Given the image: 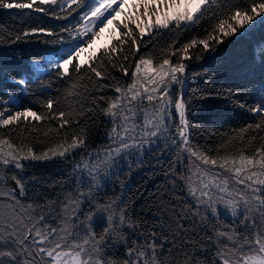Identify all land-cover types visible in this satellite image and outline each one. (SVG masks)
Segmentation results:
<instances>
[{
    "label": "snow or ice",
    "instance_id": "obj_1",
    "mask_svg": "<svg viewBox=\"0 0 264 264\" xmlns=\"http://www.w3.org/2000/svg\"><path fill=\"white\" fill-rule=\"evenodd\" d=\"M125 3L0 0V9H26L56 20L77 14L78 19L73 16L77 25L71 27H30L7 37L10 43L53 37L44 42L58 43L63 51L62 33H67L70 50L47 63L33 61L32 68L41 81L53 71L64 81L71 79L72 66L77 82L65 90L69 96L84 77L82 65L73 61L86 50L82 45L91 48L92 38L98 35L92 29L102 31L112 22L121 33L110 49L119 55H107V63L102 57L99 64L89 65L86 71L95 79L88 77L91 88L85 86L76 106L54 110L60 101L49 98L43 103L45 111L38 113L17 110L14 97L0 98V128L7 130L0 133V264H264V98L252 106L233 101L256 122L222 136L214 146H205L191 140L194 125L189 111L193 100L211 98L213 93L192 89L191 97L185 95L192 75L186 63L192 59L189 50L202 45L195 55L199 60L200 52L212 49L211 41L218 45L238 32L244 36L246 32L240 30L245 25L264 17V0H136L121 23L116 17ZM26 15L31 21V13ZM205 19L211 26L203 29L205 38L193 36L175 50L172 45L167 50L162 46L163 56L158 55L157 37L193 31ZM89 32L91 36L83 40ZM176 42L173 38L172 44ZM149 44H153L150 52L140 51ZM257 54L264 64V43L257 45ZM10 79L24 88L29 83L23 77ZM42 86L51 87V83ZM227 95L231 96V90ZM100 116L106 118L108 144L93 151L87 143L88 129ZM28 118L58 123V128L51 129L58 136L55 146L36 153L26 140L14 142L17 128L22 133L26 128L29 135L40 131L29 125ZM169 153L168 187L158 190L148 207L150 219H133L127 206L116 199L100 201L101 189L119 174L115 170L122 164L131 171L152 157L159 162ZM54 157L71 164L69 181L74 188L61 184L55 198L25 204L21 197L35 177L24 175L31 165L22 161ZM85 202L95 209L82 214ZM104 213L106 226L97 233L93 218ZM118 245L123 259L114 258L112 249Z\"/></svg>",
    "mask_w": 264,
    "mask_h": 264
},
{
    "label": "trees",
    "instance_id": "obj_2",
    "mask_svg": "<svg viewBox=\"0 0 264 264\" xmlns=\"http://www.w3.org/2000/svg\"><path fill=\"white\" fill-rule=\"evenodd\" d=\"M235 2V0H233ZM136 0H132L125 6V10L120 15L119 21L123 23L125 14L132 12V6ZM25 10L20 9H0V98H7L6 92H17L18 87L13 84L11 76L20 78V71L27 70L26 62L33 61L38 58L44 49L49 45L45 40H53V37H43L41 39L29 38L24 39L19 43H10L7 39L8 34L15 35L22 32L25 28L42 26L45 28H55L56 25H48L46 22L39 21L34 16L31 22H25L24 16L20 12ZM264 17H257L252 24L245 25L240 31L246 32L244 36H240L239 32L233 36L225 37L224 42L215 44L211 41L212 49L209 51L200 52V59H195L196 53L203 48L202 45H197L196 48L190 49L192 59L186 61L190 65L192 73L189 79V87L185 95L192 96V89L207 90L213 93L211 98H197L191 102L190 119L194 127L191 129V140L193 143H198L205 146H214L218 144L221 137L239 130L248 123H255L256 120L246 108H240L233 101L243 103L246 106L257 104L264 98V64L257 54V45L264 43V23H258ZM204 28L211 29L207 20H202L201 25H198L193 31H185L182 33H173L172 36L164 35L157 37L154 41L159 56L163 53L159 49L164 46L167 50V45H172V49H179L183 43L189 42L190 38L195 36L197 39L205 38ZM120 29L114 23L110 22L103 30L98 31V35L93 37L94 42L91 48L86 44L85 51L80 54L73 64L79 63L82 65L84 72L83 79L79 80L77 87L73 89L72 95H66L65 90L72 83L77 82V74L72 71V66H69L71 79L61 81L55 72L51 76L43 78V80L32 81L30 78L27 87L25 88V97L19 101L17 110L31 109L38 113L45 111L43 103L49 99H58L60 105H54V110L57 108L69 109L70 106H76V101L79 94L85 92V86L91 88V81L88 79L94 75L87 72L89 65L99 64L100 59L105 58L107 63V55L117 56V53H110L113 45L118 43L120 37ZM173 38L177 41L172 44ZM145 40L149 39L145 36ZM127 47V45H125ZM153 44H149L147 48H141V52H150ZM139 55V54H137ZM82 57V60L80 58ZM91 57V59H90ZM175 61L176 57H172ZM156 60L154 59V63ZM116 76H121L119 71L112 70ZM128 78L124 77L127 82ZM51 83V87H46L49 91L42 90L43 85ZM231 90V96L227 95ZM217 92L224 95H215ZM19 91L17 92V94ZM115 95L114 92L109 93ZM29 125H36L40 131L38 133H29L26 128L23 133L19 128L13 132V140L19 144L21 140H26L30 143L34 152H42L48 146H55L58 136L51 131L52 128H58L59 125L55 120L52 121H33L28 118ZM16 128V126H10ZM7 130L0 128V133H6ZM89 139L87 141L91 150L96 151L102 149L108 144V126L106 118L99 117V121L95 126L88 129ZM44 132H48V136H44ZM214 154V153H213ZM75 159L79 161L80 157ZM172 159V155H163L159 162L152 161L139 169L127 170L123 166L117 169L118 175H112L107 181L106 187L101 189L100 201L116 199L118 203L127 206L128 211L132 214L133 219L138 216H143L150 219L148 207L158 194V190L168 187L165 171L168 169V161ZM31 165L25 170L24 175L35 177L31 183L25 197H21L25 204L29 202L44 203L49 198H55L56 193L61 192V184H64L65 189L74 188V184L69 181V173L71 172V164L61 161L60 159L48 161L45 163H26ZM149 165V166H148ZM148 168L146 169V167ZM138 170V171H134ZM126 171V172H125ZM124 172V174L122 173ZM13 187L14 182L9 181ZM130 191L125 198V189L130 186ZM105 193H102V190ZM86 191V189H85ZM184 195V193H180ZM82 214H87L90 210L95 209L94 204L85 202L82 206ZM106 213L94 216V227L99 233L101 225L106 223ZM103 224V225H104ZM127 231V229H125ZM114 258L123 259L124 253L121 245L112 249Z\"/></svg>",
    "mask_w": 264,
    "mask_h": 264
},
{
    "label": "rangeland",
    "instance_id": "obj_3",
    "mask_svg": "<svg viewBox=\"0 0 264 264\" xmlns=\"http://www.w3.org/2000/svg\"><path fill=\"white\" fill-rule=\"evenodd\" d=\"M116 19L118 20V19H120V16H117L116 17ZM59 53H57V54H55V55H53V56H51V55H47L41 62L42 63H47V61H49V60H53V59H57V58H59ZM80 60H82V57L80 58ZM33 76H37V74L33 71ZM16 102H17V100L14 98L13 99V104H16ZM36 153H40V152H36ZM162 157V156H161ZM56 159H59V158H53V159H51V160H46V161H22V163L23 164H26V163H45V162H48V161H52V160H56ZM152 161H156V158L155 157H152V158H150V162H147L146 164H149V163H151ZM150 165V164H149ZM148 165V166H149ZM121 166H123L124 168H126V164H122ZM148 166L146 167V169L148 168ZM134 169H139V168H134ZM117 170V169H116ZM115 170V171H116ZM134 171H138V170H134ZM126 172V171H125ZM123 174H124V172H122ZM130 187H131V185L130 186H128L127 187V189H125L124 191H125V198H127V195H128V193H129V191H130ZM102 193H105V190L103 189L102 190ZM104 224V223H103ZM101 225V227H100V230H99V233L100 232H102L103 231V229H104V227L106 226V223L104 224V225Z\"/></svg>",
    "mask_w": 264,
    "mask_h": 264
}]
</instances>
